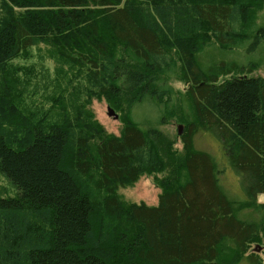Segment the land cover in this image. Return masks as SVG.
Masks as SVG:
<instances>
[{
    "label": "trees",
    "instance_id": "obj_1",
    "mask_svg": "<svg viewBox=\"0 0 264 264\" xmlns=\"http://www.w3.org/2000/svg\"><path fill=\"white\" fill-rule=\"evenodd\" d=\"M2 7L0 172L16 194L0 189V264H264L246 254L253 243L264 247V78L249 76L264 65V0ZM40 44L126 111L144 95L171 102L166 81L179 75L189 85L179 95L184 153L137 122L116 136L81 112L55 122L24 115L7 68ZM199 134L217 141V153L196 145ZM166 167L158 205L121 202L118 185ZM230 169L243 195L227 191Z\"/></svg>",
    "mask_w": 264,
    "mask_h": 264
},
{
    "label": "rangeland",
    "instance_id": "obj_2",
    "mask_svg": "<svg viewBox=\"0 0 264 264\" xmlns=\"http://www.w3.org/2000/svg\"><path fill=\"white\" fill-rule=\"evenodd\" d=\"M4 10H0L1 15L4 14ZM117 55L122 56L119 50ZM174 59L179 69L181 66L179 56L176 55ZM7 70L10 73L8 78H11L10 85L14 88V98L26 116L35 115L37 118H47L55 122L62 120L66 114L75 115L81 112L84 119L102 127L105 134L116 136L121 135L128 122H137L145 131L153 129L160 131L172 143L174 152L179 155L184 153L179 132L182 130L183 133L185 123L182 119L179 95L185 93L189 85L179 75L166 81L175 91V98L171 102H168V97L165 96L156 101L152 96L144 95L126 111L123 108H114L103 96L93 95L85 72H82L78 65L63 59L49 45L31 47L12 60ZM2 74L3 71H0V81ZM249 76L264 78V65L254 69ZM225 78L227 77H222L220 81ZM110 108L118 117L109 114ZM196 145L212 153L219 150L217 141L207 134L197 135ZM214 155L220 163L222 160ZM163 156L169 160L165 152ZM170 171L169 167H166L160 172L145 173L134 182L118 185L116 194L126 206L142 203L156 206L164 191L160 181L168 178ZM229 173L224 181L227 191L229 194L243 195L239 178L232 169ZM0 189L11 196L16 194L15 188L1 172ZM258 201L264 202V194L258 196ZM263 250V245L253 243L246 254L257 253L264 258Z\"/></svg>",
    "mask_w": 264,
    "mask_h": 264
},
{
    "label": "water",
    "instance_id": "obj_3",
    "mask_svg": "<svg viewBox=\"0 0 264 264\" xmlns=\"http://www.w3.org/2000/svg\"><path fill=\"white\" fill-rule=\"evenodd\" d=\"M109 114H110V115H114L115 117H118V115H115V114H114V111H113L111 108L109 109ZM179 133H180V135H181V134H182V130H180Z\"/></svg>",
    "mask_w": 264,
    "mask_h": 264
}]
</instances>
